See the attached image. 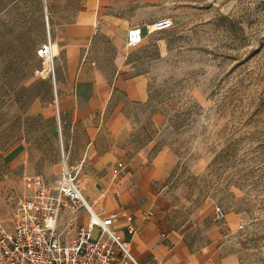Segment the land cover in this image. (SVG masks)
I'll return each instance as SVG.
<instances>
[{
    "label": "rangeland",
    "instance_id": "rangeland-1",
    "mask_svg": "<svg viewBox=\"0 0 264 264\" xmlns=\"http://www.w3.org/2000/svg\"><path fill=\"white\" fill-rule=\"evenodd\" d=\"M165 18L172 26L147 31ZM134 24L146 31L133 47L105 28ZM71 29L86 31L77 44L64 37ZM49 40L58 52L44 75ZM72 45L110 94L77 103L87 113L73 121L69 156L72 119L56 96ZM139 75L142 99L115 86ZM24 146L53 187L63 150L72 165L111 152L149 175L150 220L170 264H264V0H0V217L9 227L27 190L15 157ZM88 168L91 178L104 171Z\"/></svg>",
    "mask_w": 264,
    "mask_h": 264
},
{
    "label": "crops",
    "instance_id": "crops-1",
    "mask_svg": "<svg viewBox=\"0 0 264 264\" xmlns=\"http://www.w3.org/2000/svg\"><path fill=\"white\" fill-rule=\"evenodd\" d=\"M130 27L121 26L119 30H115L113 27L105 28H108L110 33L122 39ZM98 29L100 30V28ZM85 32L83 29L65 30L64 37L72 40L73 44H77V41H79L78 37L85 34ZM120 46H118L119 49L117 51L119 54L121 52ZM69 52L68 63L62 67L57 66V87L60 91L58 103L62 104L61 110L65 117V122H67L68 116V119H72L70 120L72 121L71 125L67 124L68 128L65 130L70 150L74 136L77 137L74 132L77 129V125L73 124V121L77 115L83 113L81 111L83 109L77 103H95L98 100L104 99L110 93L105 87L103 73L94 65V62L91 64L79 63L78 50H76L75 45L71 46ZM117 60L116 64L118 65L123 63L124 58L118 56ZM115 86L125 90L128 98L133 100L135 98L142 99L146 95L145 79L141 75L133 79H125L119 76L115 82ZM119 108H121L120 105ZM85 113L87 112L84 111L83 114ZM53 128L57 127L53 126L52 129H49V135L53 133ZM18 151L15 157H17V162H19V165L23 167L25 172H28L27 174L33 172L41 174L49 173V170L45 167L41 168L35 164L36 155L34 156L26 146L21 147ZM71 152L70 150L69 156ZM61 153L62 160L60 164L64 160L65 164L74 170L77 169L76 167L79 164L80 166H84L86 172L91 163L97 168L104 170L103 173L94 178H91L92 176H90L89 172H84L83 180H79L82 194L98 214L104 217L107 215L114 216L112 224L114 229L120 233L122 238L129 242L132 254L136 259H140V263L142 264H170L172 259L167 257L166 247L159 238L157 223L155 220H150L154 214V211L150 209L152 201L148 198L150 195L148 188L151 182L150 176L138 170L136 171L126 161H122L124 167L121 172L113 176L111 169L117 162V160L114 161L117 157L111 152L103 158L94 157L90 161L82 159L76 165H72L73 160L69 158L64 150ZM59 172L60 168L57 177L59 176ZM147 198L148 200H146ZM150 211H152V215H149ZM126 212L132 214V220H127L125 216ZM85 215H88V213L83 208H79L76 212L65 208L62 209L58 221L61 238L72 240L76 236L78 227L86 226L88 223L83 222V220L81 221V218ZM70 220H72V223H70ZM127 234H129V237H127Z\"/></svg>",
    "mask_w": 264,
    "mask_h": 264
},
{
    "label": "built area",
    "instance_id": "built-area-1",
    "mask_svg": "<svg viewBox=\"0 0 264 264\" xmlns=\"http://www.w3.org/2000/svg\"><path fill=\"white\" fill-rule=\"evenodd\" d=\"M164 24L172 26L171 19L154 21L147 31L162 30ZM145 31L137 24L128 28L126 46L142 43ZM61 165L55 187L39 172L24 176L27 190L14 200L11 227L0 217V264H142L132 254L129 242L114 229V216L98 214L82 194L77 171L64 160ZM123 167L124 163L117 161L112 175H118ZM64 208L72 212L83 208L89 215L86 226H79L72 240L61 238L59 231L58 221ZM215 214L217 219L225 217L223 208L217 205ZM125 216L129 221L133 218L130 212Z\"/></svg>",
    "mask_w": 264,
    "mask_h": 264
},
{
    "label": "bare ground",
    "instance_id": "bare-ground-1",
    "mask_svg": "<svg viewBox=\"0 0 264 264\" xmlns=\"http://www.w3.org/2000/svg\"><path fill=\"white\" fill-rule=\"evenodd\" d=\"M164 28H168V26L164 24L161 27V29L163 30ZM57 52H58L57 43H53L51 40H49L48 43L46 42L43 45V47H41V49L39 51V56L44 57L45 58V62H46V68L42 69V71L40 72L41 74L45 75L47 70L50 71V72H53V70H54V60H55L54 57L57 55ZM56 98H57L56 99V101H57L56 104H58V107H60V104L58 103V96ZM93 209H94V207H93Z\"/></svg>",
    "mask_w": 264,
    "mask_h": 264
}]
</instances>
